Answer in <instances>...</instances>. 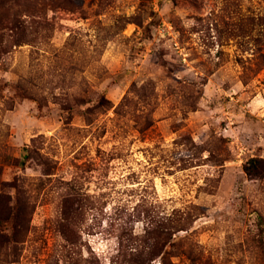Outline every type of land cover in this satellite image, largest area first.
Instances as JSON below:
<instances>
[{"label": "rangeland", "instance_id": "374dc122", "mask_svg": "<svg viewBox=\"0 0 264 264\" xmlns=\"http://www.w3.org/2000/svg\"><path fill=\"white\" fill-rule=\"evenodd\" d=\"M0 264H264V0H0Z\"/></svg>", "mask_w": 264, "mask_h": 264}, {"label": "trees", "instance_id": "16d2710c", "mask_svg": "<svg viewBox=\"0 0 264 264\" xmlns=\"http://www.w3.org/2000/svg\"><path fill=\"white\" fill-rule=\"evenodd\" d=\"M261 161V158H252V162H254V164L252 166H245V171L247 172V174L252 177H260L262 175V172L258 171L256 167L258 164H260Z\"/></svg>", "mask_w": 264, "mask_h": 264}]
</instances>
